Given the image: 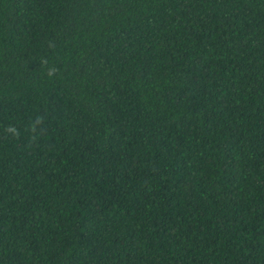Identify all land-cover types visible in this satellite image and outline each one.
Here are the masks:
<instances>
[{
	"label": "trees",
	"instance_id": "trees-1",
	"mask_svg": "<svg viewBox=\"0 0 264 264\" xmlns=\"http://www.w3.org/2000/svg\"><path fill=\"white\" fill-rule=\"evenodd\" d=\"M0 264H264V0H0Z\"/></svg>",
	"mask_w": 264,
	"mask_h": 264
}]
</instances>
